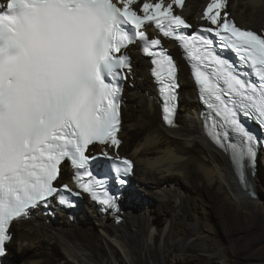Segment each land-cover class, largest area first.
I'll list each match as a JSON object with an SVG mask.
<instances>
[{
  "label": "snow or ice",
  "instance_id": "obj_1",
  "mask_svg": "<svg viewBox=\"0 0 264 264\" xmlns=\"http://www.w3.org/2000/svg\"><path fill=\"white\" fill-rule=\"evenodd\" d=\"M185 0H7L0 11V257L11 241L10 225L47 207L50 198L71 206L67 185L57 186L62 165L75 170L79 189L107 208L116 207L105 181L89 170L90 146L118 149L122 141L121 92L132 72L129 45L139 41L151 58V76L160 84L164 123L174 125L179 88L177 67L159 39L142 30L154 23L164 37L186 52L200 99L214 112L205 117L206 134L222 144L238 181L251 187L256 157L264 136L243 123L245 117L264 131V33L241 28L230 19L228 0H208L192 27L175 7ZM203 33H210L214 41ZM214 45L236 54L240 68L222 57ZM127 70V72H125ZM216 118H219L218 120ZM210 128H215L213 135ZM221 136L238 140L224 144ZM110 169L119 185L133 170L127 158ZM83 170V171H81ZM79 195V193H72Z\"/></svg>",
  "mask_w": 264,
  "mask_h": 264
},
{
  "label": "bare ground",
  "instance_id": "obj_2",
  "mask_svg": "<svg viewBox=\"0 0 264 264\" xmlns=\"http://www.w3.org/2000/svg\"><path fill=\"white\" fill-rule=\"evenodd\" d=\"M170 2L164 0L165 5ZM207 2L185 0L181 9L174 6V12L194 27L206 25L200 17ZM227 11L241 28L264 33V0H228ZM166 46L172 55L177 53L173 44L167 42ZM128 53L133 61L129 74L133 89L127 85L123 94L125 103L118 133L122 143L118 149L104 145L96 150H107L109 155L128 157L134 162L132 184L119 201L120 213L104 216L86 198L71 212L48 203L46 208L39 207L30 217L12 224L11 233L17 223V227L25 228L17 231V239L12 233L1 264H157L177 245L181 246V256L193 262L202 258L203 264H226L228 251L219 247L207 210L210 203L205 194L212 193L217 194L215 205L224 211V218L231 223L241 220L244 231L253 239L249 246L258 247L256 252L264 257L263 159L257 161L255 177L249 178V193L234 175L230 155L203 136L193 83L178 53L179 62L174 56L181 84L177 129H169L162 121L150 66L136 51ZM134 99L137 106L132 104ZM125 123H129L127 127ZM69 179L68 169L63 166L59 181L65 183ZM150 200L157 207L163 202L169 205L170 218L164 226L157 225L160 229L152 218ZM16 246L24 256L22 260L16 258ZM240 255L239 250L231 256L240 259Z\"/></svg>",
  "mask_w": 264,
  "mask_h": 264
},
{
  "label": "rangeland",
  "instance_id": "obj_3",
  "mask_svg": "<svg viewBox=\"0 0 264 264\" xmlns=\"http://www.w3.org/2000/svg\"><path fill=\"white\" fill-rule=\"evenodd\" d=\"M176 54L177 53L175 52V54H173V55L176 57L177 56ZM177 57H176V60L179 62V59ZM180 65L183 68V65L181 64V62H180ZM183 99L187 100L185 96L183 97ZM132 104L134 106L138 105L136 99L133 100ZM123 114L129 115L130 113H127V114L123 113ZM128 124L129 123H125V126L127 127ZM150 181L153 182V179H150ZM168 183L166 185H164L165 188H167ZM152 185L153 184H151L150 186H152ZM205 197H206V200L210 203V206L207 210L209 211V216H210L211 222H213L212 224L214 226V229L217 232L216 236L218 239V245L220 248L225 249V250L227 249L226 251H228L229 257L226 261V264H264V257L262 255H259V253L256 252V250H255V249H258V247L254 246V245L249 246L251 244V240H253V239L251 238V235L247 234L244 231L245 226L243 225V222L241 220L236 219V221L231 223L227 219L224 218L225 217L224 211H222L220 208H218V206L215 205L214 198H217V194L212 193L210 196L205 194ZM143 203H145V202H143ZM148 204H149V208L152 210L151 214H153L152 218H154L155 226L160 229L162 226H164L166 224V221H168V219L170 218L169 205H168V203L163 202L160 204V206L157 207L156 203L154 201H151V200H150V202H148ZM145 206L147 207L148 205H145ZM210 213H211V215H210ZM154 216L157 217L158 220L157 219L155 220ZM251 217L254 219L257 218L254 216H251ZM17 224L15 225V227L12 230V233L14 234V239H17V231L19 232V230L21 231V229L25 228V226L17 227ZM160 224H163V225H161V227H158V226H160ZM95 228H96V226H95ZM262 233H264V228L262 230ZM14 250L16 253V258H18V260H22L24 256L22 257L23 254L19 253V251L17 250V246L14 248ZM239 250L242 251V255L239 256L240 259H234L231 255L233 254V252L234 253L239 252ZM201 260H202V258L200 260H198V262L197 261L193 262L190 259H186V257H184V256L182 257L181 256V246L177 245L176 250L174 252L168 251L166 253L165 257L160 259L157 262V264H203L204 262ZM217 264H221V262L217 263Z\"/></svg>",
  "mask_w": 264,
  "mask_h": 264
}]
</instances>
